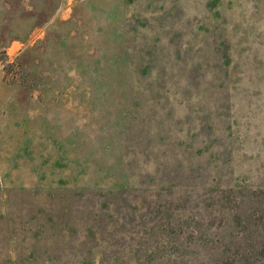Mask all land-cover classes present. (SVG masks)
Masks as SVG:
<instances>
[{
  "label": "rangeland",
  "instance_id": "obj_1",
  "mask_svg": "<svg viewBox=\"0 0 264 264\" xmlns=\"http://www.w3.org/2000/svg\"><path fill=\"white\" fill-rule=\"evenodd\" d=\"M0 264H264V0H0Z\"/></svg>",
  "mask_w": 264,
  "mask_h": 264
}]
</instances>
